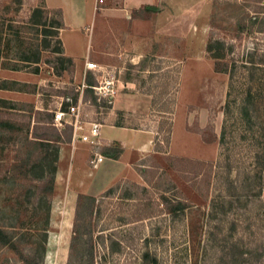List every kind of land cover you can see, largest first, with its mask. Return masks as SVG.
Instances as JSON below:
<instances>
[{
    "label": "rangeland",
    "instance_id": "1",
    "mask_svg": "<svg viewBox=\"0 0 264 264\" xmlns=\"http://www.w3.org/2000/svg\"><path fill=\"white\" fill-rule=\"evenodd\" d=\"M39 1L0 0V221L13 237L0 264H89L76 201L110 185L94 204L93 264H264V0H104L90 60L112 91L81 107L83 122L102 124L99 141L74 145L67 131L58 144L34 140L80 96L72 70L59 74L43 49L58 43L31 16ZM125 5L134 24L117 14ZM47 16L49 26L58 15ZM210 39L222 41L218 59ZM38 51L35 72L19 58ZM129 89L151 93L147 113L111 109ZM117 123L138 129L129 138L142 150L102 191L83 192L96 152L123 149L105 136ZM55 157L53 191L38 195L41 165ZM76 160L91 169L75 171Z\"/></svg>",
    "mask_w": 264,
    "mask_h": 264
},
{
    "label": "crops",
    "instance_id": "2",
    "mask_svg": "<svg viewBox=\"0 0 264 264\" xmlns=\"http://www.w3.org/2000/svg\"><path fill=\"white\" fill-rule=\"evenodd\" d=\"M104 1V0H103ZM102 1V2H103ZM102 2L98 0H40L39 4L49 9L60 8L63 18V26L59 28V38L62 42L63 55L71 57L74 62L72 70V80L75 83L76 90L79 95L83 94V89L88 85L85 81L86 73L95 74L99 79V75L91 69L86 68V61H92L90 58H95L94 47H96L97 37L96 29L101 22L103 13L108 12L107 7L105 11H100L103 7L100 5ZM131 9L128 6L121 7L117 14L121 18L132 19L131 23L134 24L135 20L131 17ZM90 34V35H89ZM66 79L69 78L68 74L64 75ZM62 77V76H61ZM90 77V76H88ZM21 80H28V77H15ZM27 78V79H24ZM92 79V77H90ZM70 80V78H69ZM108 81V80H107ZM127 84L130 82L125 81ZM97 86V85H96ZM152 95L148 91H140L129 89L127 91H119L112 95L111 109L125 113H139L145 114L150 110ZM90 101L89 98L83 99V103ZM91 102V101H90ZM92 103V102H91ZM133 127L124 125H113L111 128L105 130V136L108 139H117L122 142L123 152L117 159L110 158L103 155V160L94 167L93 176L89 181L84 180L85 184L82 186L83 192H91V194L102 191L107 185L112 182L116 177L121 176L120 173L130 166L134 160L137 159L139 151L142 150L141 145H136L137 138L131 140L135 131ZM134 141V143H133ZM144 144V143H143ZM101 154V153H100ZM75 171L82 170L88 171L91 169L90 165H82L76 160Z\"/></svg>",
    "mask_w": 264,
    "mask_h": 264
},
{
    "label": "trees",
    "instance_id": "3",
    "mask_svg": "<svg viewBox=\"0 0 264 264\" xmlns=\"http://www.w3.org/2000/svg\"><path fill=\"white\" fill-rule=\"evenodd\" d=\"M49 12H54L57 14L56 19L50 20L49 26L46 24L48 20V14ZM31 16L37 17V22L39 25L43 26L44 28V35L50 38H55L54 40L58 43L57 48H49L50 45V40H47L45 46L43 49H48L52 53H54V58L59 62L60 64V72L61 74L64 70L70 72V70H73L74 62L71 57L63 55V50H62V42L59 38V28L63 26V18H62V12L60 8H55V9H49L47 7H41V6H36L31 13ZM39 16V17H38ZM222 41L219 40H209L207 43V51L212 53V57L215 59H218L219 57L223 56L222 52ZM216 44H219L220 46H215ZM24 52V51H23ZM27 52V51H25ZM29 52V51H28ZM23 57H20L21 61L25 64H31L33 62L35 64L34 71H38V64L37 62L40 59L39 51L37 53H34L32 57H29L28 55H21ZM65 63H67L65 65ZM54 67V66H53ZM71 67V69H69ZM72 76V75H71ZM92 79H90V77ZM85 81L87 82V86L83 89V94H82V100L87 97V94L90 92L92 93V98L91 102L95 103V99L98 97L96 94V91L94 89V86L98 85V80L92 72L86 73L85 76ZM39 112V111H37ZM52 115H50V120H45L43 121V126L44 128V135L41 136H36L34 135V140L41 142L43 145L46 143H49L53 141L54 143L58 144L59 142L63 141L61 138L55 137V134L59 133L60 135L64 132H68V138H71V131L72 127L69 124H65L63 127V131L59 130L57 131V128H55L54 124L52 123ZM40 122V120H37ZM116 125H121L120 123H117ZM114 149L113 153H110L109 150ZM122 148L120 147H106L104 154L110 158L117 159L119 155L122 152ZM45 159V158H44ZM55 160L51 159L48 163H42L41 165V175L40 178L38 179V184H37V194L41 196H46L47 194L51 193L53 191V185H54V173L56 170L55 166ZM113 189V185H110L108 188H106L99 196L96 195H89L85 193H80L78 195L77 201H76V207L74 211V218L75 222H81L79 225V229L77 230V234L81 236H85V241L89 243V246L87 251H88V259L90 260L89 264H93V231L91 228V218L94 213V204L96 201H99L100 198H102L106 193L111 191ZM164 199V197H163ZM184 208L183 203L181 201H176V203L171 207V210H182ZM75 223V225H76ZM74 225V229H75ZM76 231V230H75ZM74 231V232H75ZM95 236L97 238L102 237V233H96ZM13 243V237H12V232L8 230V228L4 227L3 224L0 221V244H12ZM238 244L233 243L232 248H237L238 249ZM26 264H32L30 261V258H26Z\"/></svg>",
    "mask_w": 264,
    "mask_h": 264
},
{
    "label": "built area",
    "instance_id": "4",
    "mask_svg": "<svg viewBox=\"0 0 264 264\" xmlns=\"http://www.w3.org/2000/svg\"><path fill=\"white\" fill-rule=\"evenodd\" d=\"M98 1L102 2L103 0ZM86 68L96 69L98 66L96 62L88 60L86 61ZM108 85L109 83L104 86H94L96 94L97 92L104 95L110 94L112 88ZM66 100H69V98ZM83 104L84 103L80 95L76 102H69L65 107L59 105V107L54 111L52 123L55 126L69 124L72 127L71 143H73V145L76 141L97 143L101 137V123L96 121L83 122V116L86 115V113H84L81 109ZM102 160L103 155L96 152L94 157L91 159V163L96 166L97 163L101 162Z\"/></svg>",
    "mask_w": 264,
    "mask_h": 264
}]
</instances>
